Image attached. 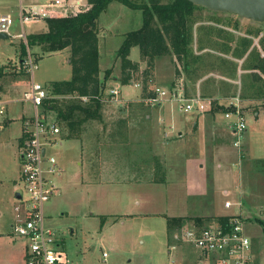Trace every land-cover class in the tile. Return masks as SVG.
<instances>
[{
    "label": "rangeland",
    "instance_id": "obj_1",
    "mask_svg": "<svg viewBox=\"0 0 264 264\" xmlns=\"http://www.w3.org/2000/svg\"><path fill=\"white\" fill-rule=\"evenodd\" d=\"M5 6L7 7L0 9V12H11L15 20L8 37L0 38V67L10 65L12 68L2 80L0 94L6 98L18 97L29 85L23 83L24 79L32 78L45 88L52 81L71 79L69 49L44 54H35L40 52L39 47L30 49L36 66L33 74L31 76L29 73L25 75L20 72L17 75L12 74L14 70H23L19 65L22 63L20 58L25 42L24 38L13 36L21 31L17 13L18 0H7ZM200 7L194 11L192 18L190 49L193 55L188 58L190 67L185 70L182 61L173 54L156 56L153 67L155 73L152 74L150 89L169 88L170 81L176 75L174 84L183 83L182 78H185L192 86L196 85L201 97H204L202 95L204 93L210 95L208 89H216L218 86H227L218 96L241 97L258 90L259 88L255 90L252 87L254 84L259 85L260 82L257 79L249 81L247 77L251 75L250 73L238 77L235 70L237 63L234 60L231 62L225 54L241 55L245 49L242 41H250L252 45L253 39L259 38L260 35L262 36L258 43L262 46L264 22L254 21L232 12ZM96 21L99 32V69L102 75L103 73L108 75L105 78L107 85L104 84V91L101 93L102 98L109 99L103 101V123L114 125L112 119L124 115L127 118V126L119 134L112 131L111 133L114 132L112 137L101 134L103 138L96 140L94 139L96 129L92 130L88 134L89 137L86 135L88 139L93 138L92 141L84 142L83 146L74 138L65 139L60 136L56 137V144L46 146V155L55 157L61 174L44 173L56 187L55 194L44 203L45 225L56 232L65 257L76 264H168L170 255L167 252L164 214H186L199 210L200 205L196 200L198 197H189L176 187L171 188L177 178L173 175L180 171V167L177 166L175 158L173 164L168 159L161 162V156L155 154V152L160 154V150L156 151L152 145L150 146L152 140L149 138L154 128L149 118L145 116L151 117L155 104L149 98L129 101L141 96L139 81L143 79L142 70L147 67L146 61L141 59L138 46L131 47L129 58L139 63V70L133 77L135 82H139V86L121 83L119 76L116 77L120 75L121 66L120 58L116 56V48L121 44L125 32L141 26V11L113 1L99 14ZM37 26L29 27L26 24L25 33L36 30ZM203 47L215 52H203ZM254 47L251 55L243 61V67L250 65L248 60L258 48L256 45ZM26 55H23V58ZM170 75L171 80L166 82ZM232 79L240 80V83L230 82ZM112 86L119 90L124 100L118 98L119 95L111 97L108 91ZM262 90L264 85L261 86ZM214 101L211 99V106L205 111L217 110ZM25 105L28 104L17 101L8 103L7 123L5 122L0 129V264L25 262L24 239L14 236L11 230L13 221L20 214L15 208L19 203L15 195L22 191L18 148L21 119L26 112L28 115H32L33 112L32 107ZM226 105L225 108H228L230 103L227 102ZM241 110L246 125L242 143L248 144L253 160L258 158L264 161V110L260 109L257 115L253 112H243L246 110L243 107ZM48 113L50 119L55 115L51 110ZM101 126L102 123H99L98 127ZM187 128L189 131L192 130L191 125ZM239 147L244 148L241 144ZM234 148L237 149L236 146ZM151 155L155 156L151 158ZM43 166L45 168L48 166L46 159ZM165 166L168 167L164 168ZM228 166H230L227 171L228 179L234 185L231 187L232 182L226 185L229 189L228 195L225 196L221 187L214 182L215 204L217 212L221 213L237 209L236 205L229 208L223 206L225 197L234 201L238 191L235 185L238 184V165L230 163ZM189 172L191 178L196 181L195 178L199 177L198 172L193 169ZM153 173L154 178L158 180L165 175L168 176L172 183L169 185L152 183L147 178L153 176ZM216 178L221 180L222 174L219 173ZM242 183L245 187L242 190L246 189L247 195L241 216L245 222H250L246 234L251 240L254 258L258 260L264 258V252L263 248L259 247L257 237L252 236V232H259L261 229L256 218L264 220V164L257 168L252 162H248L245 171L242 172ZM186 219L184 217L185 221ZM103 252L107 253L106 257H103Z\"/></svg>",
    "mask_w": 264,
    "mask_h": 264
},
{
    "label": "built area",
    "instance_id": "obj_2",
    "mask_svg": "<svg viewBox=\"0 0 264 264\" xmlns=\"http://www.w3.org/2000/svg\"><path fill=\"white\" fill-rule=\"evenodd\" d=\"M47 7L62 10L64 15L76 14L88 9L87 0H50ZM50 14L48 10L39 8L38 5H23L19 3L18 19L21 31L13 36L24 38L26 44L25 25L37 21ZM14 17L10 13L0 12V33L9 35L10 28L14 24ZM262 36V35H260ZM259 36V38H260ZM254 39L259 45L258 39ZM264 55V53H262ZM24 70L33 74L35 62L27 48V55L22 60ZM133 84V82L131 81ZM138 86L139 83H134ZM154 90V95L149 100L154 104L160 101H169L177 105L182 111H205L211 104V99L203 98L199 93L188 96L182 82H178L169 88ZM111 97L118 95V90H109ZM47 88L32 78L27 89H24L18 98L6 100L0 95V129L6 122V105L10 102L27 103L32 107V115L24 116L19 141V156L21 160L22 191H19V203L16 210L20 213L11 225L12 234L24 239L25 262L24 264H76L65 257L57 240L56 232L45 225L44 203L56 192V187L44 173L61 174V169L53 155H46V146L56 144V137H61V129L49 111L44 107L45 99H48ZM231 102L232 108L227 110L225 117L233 116L230 128L235 136L234 144L239 146L246 128L241 107L238 105L239 95ZM48 111V112H47ZM46 159L48 166H43ZM239 206L240 202L237 203ZM225 207L232 205L226 200ZM246 222L241 214L230 216L227 224L213 221L206 226L196 224L182 225L172 232V238L176 241L186 242L196 248L200 255L205 256L194 264H264V258L255 260L252 244L246 234ZM174 247V246H172ZM103 257L107 253L103 252ZM170 264H175L171 262Z\"/></svg>",
    "mask_w": 264,
    "mask_h": 264
},
{
    "label": "trees",
    "instance_id": "obj_3",
    "mask_svg": "<svg viewBox=\"0 0 264 264\" xmlns=\"http://www.w3.org/2000/svg\"><path fill=\"white\" fill-rule=\"evenodd\" d=\"M119 2L132 9H138L142 13V24L139 28L124 33V38L116 50L117 58H120L121 83L134 81V74L139 70V63L129 58L130 49L138 46L141 59L146 61L147 67L142 70L141 97L148 98L154 95L150 89L154 59L156 56L173 54L182 61L187 70L190 67L188 58L193 53L190 49L191 29L193 13L197 8L189 0H147L138 2L135 0H87L88 9L76 14L63 16H48L43 18L47 29L39 33L26 35V44H23L22 55L27 54V48L39 47L44 54L60 51L65 48L70 50V63L72 77L69 80L52 81L48 87V99L44 101V107L55 114V118L61 129V137L65 139L79 138L81 146L84 144L83 136L88 129L94 130L96 123L103 124L104 102L101 101L103 82L99 79V52H98V26L97 18L107 6L113 2ZM250 41L244 42L247 45ZM261 46V45H260ZM264 52V41L261 46ZM172 52V53H171ZM36 59V58H35ZM252 68L258 69L264 75V55L257 53L252 58ZM19 68L22 69V63ZM9 66L0 67V89L3 78L9 74ZM28 73L24 70L13 71V75ZM175 72H177L175 70ZM108 77V75H105ZM136 80V79H135ZM221 109L227 111L230 108ZM119 127L125 122L124 119L116 121ZM105 126V125H104ZM121 126V127H122ZM116 128V127H114ZM96 139H100L98 136ZM19 141L21 142L20 138ZM243 165L246 169L248 157L242 153ZM254 161V162H253ZM252 163L260 168L264 164L263 159L253 160ZM262 162V164H261ZM230 216H219L216 219L227 224ZM194 221L200 226L204 218L195 217ZM183 217H166L168 233L182 226ZM210 219H207L209 221ZM264 233V220L256 218Z\"/></svg>",
    "mask_w": 264,
    "mask_h": 264
},
{
    "label": "crops",
    "instance_id": "obj_4",
    "mask_svg": "<svg viewBox=\"0 0 264 264\" xmlns=\"http://www.w3.org/2000/svg\"><path fill=\"white\" fill-rule=\"evenodd\" d=\"M6 1L7 0H0V9H5V7H7L5 6ZM48 2L49 0H25V2L24 0H18L17 10H19V3H22L23 5H38L39 8L42 7L43 10H48L50 14L55 15V16L64 15V12H62V10L60 9L47 7L46 4ZM8 7L12 11V8L10 6ZM5 13H10L11 15H13L11 12L5 11ZM28 25L29 27L36 26V25L38 26L36 30H31L30 32H27V34L39 33L47 29L44 19L32 21L31 23H28ZM244 42H246V40L242 41V45L245 48L243 50L244 52H242L243 54L241 53V55L233 56L232 54L226 53L225 56L228 55L227 58H229L230 61L234 60L237 63L235 70H236L238 77L241 78L243 74L250 73L251 75L247 77L249 81L250 79L251 80L257 79L260 82L259 85L253 83L254 85L252 88H255V90L256 88H259L258 90L254 91L253 93L249 92L250 94H245V95L241 94L242 96L239 97V100H238V105L246 109L243 112H246V111L253 112L255 115H257L260 109L264 110V90L261 91V86L264 85V75L258 69L252 68V64L254 63V60L252 58L256 57L257 53H259L260 56H263L262 53L264 52L262 48L260 47V45L256 44L255 41L252 43V45H251V42L250 43L247 42L248 44L244 45ZM248 45L249 46L251 45L249 49H248L249 47ZM254 45H256L258 48L257 50L255 49L256 51H254V54L250 56V60H248L250 61V65L248 67L246 66L243 67L242 66L243 61L249 55H251L252 53L251 51L253 50V48H255ZM205 47H203L202 49L203 52H210V51L215 52V50H211ZM65 49H69V48H65ZM56 52H60V51H56ZM98 52H99V38H98ZM99 59H100V52H99ZM21 61H22V58H20V62ZM101 73L102 72L99 69V79L101 82H103V87H104V84L107 85L106 84L107 79H105L107 77L104 75V73L103 75ZM153 73H155V70L153 71ZM118 76L119 74L116 77ZM153 76L156 77V75H153ZM175 76L172 80L170 78L171 75L167 78L166 82H169L171 80L169 83L170 86L174 84L173 82L176 80ZM28 80L29 79H26V80L24 79L23 83L28 84L29 83ZM182 81H183L185 92L188 96H192L196 93H199L201 95L200 91L197 90L196 85L192 86L185 78L184 79L182 78ZM232 81L234 82L236 81L240 83V80L237 81L236 79H232L230 82ZM132 82L133 84L139 83L138 81L136 82L132 81ZM224 87H227V86H224ZM224 87L218 86L216 89H212L209 87L210 89L208 90L210 92L209 93L210 95H206L205 93L202 94L204 95L203 98H209V99L211 98L212 102H213V99L215 100L213 104L216 106L217 110L212 109L211 111H203L201 113L198 111H184L183 112L179 110V108L176 107L177 105L174 103H171L169 101H160L158 103L157 102L154 103L155 105L154 107H152L153 109H152L151 117L150 115L145 116L146 118H149L148 120L154 128V130H152L153 133L151 134V137L149 138L150 140H152V142L150 143V146L152 145L156 151L160 150L159 151L160 154L156 152L155 154H158L161 156V160H160L161 162L164 160L166 161V159H168V160H171V163L173 164V159L175 158L177 162V166L180 167L179 168L180 171L176 172L173 175L174 177H177L175 178L176 182L174 183L170 182V178H168V176L166 177V175L165 177H161V180H158L156 177L154 178L155 173H153V176L152 175L148 176L150 179L147 178V180L151 181L152 183L154 182L163 183L165 185H169L170 183H172L173 185H171L172 186L171 188L176 187L177 190L185 192L187 196L189 197L197 196L198 198L196 200L199 202L198 205H200L199 210L192 211L190 213L187 212L186 214L185 213L184 214H164L166 229H167V223H166L167 216L183 217V218L185 217L187 218L186 219L187 221L183 220L182 225H188V226L191 224H196L200 226L194 221L193 218L201 217V218H204V220L206 219V221H204L202 226H206L215 220L218 221L216 217L232 216L235 214L242 213L243 206L245 205V198L247 195L246 193L247 191L246 189L245 191H243L245 187H243V183H242V172L245 171V168L242 162L243 158L241 156H242V153H245L248 157L249 163L252 162L254 158H252L249 153L248 144L242 143L245 137L246 131L243 133V136L241 139V145L244 148L241 149L239 146L234 144L235 136L232 133L231 128H230L231 122L234 119V117H231V116L228 118L225 117L224 113L226 111L221 109L220 107L225 108V106H227L226 105L227 102H229L230 104L231 102H235V99H234L235 96L234 95L218 96L220 91L224 92L223 91ZM112 88H116V87H113V86L110 87V89ZM200 89L202 90L201 86H200ZM118 95L120 96V92L118 93ZM119 96L118 98H121L122 100H124L121 96L120 97ZM2 97L10 101V100H14L18 98L19 96L12 97V98H9V97L6 98L5 96L2 95ZM141 99H143V97L139 96L138 98L134 100H129V101H141ZM101 100L104 101V100H109V99L101 98ZM25 106L27 107L28 105H25ZM210 106L207 108V110L210 108ZM228 108L231 109L232 106L229 105ZM25 116H29L28 112L25 113ZM120 118L124 119L125 121L123 123V126L121 125L122 127L121 126L119 127V124L116 122ZM20 119H21V116H20ZM21 120L23 121V119ZM103 120H104V116H103ZM6 123H7V119H6ZM112 123H114V125H112L111 123H110L111 125H108V123L105 122L102 124L101 128H99L98 127L99 124L96 123L97 128H95L96 135L94 136V139L96 140L98 136L100 137V139L103 138L102 137L103 134H107L109 137H112L114 135V132L111 133L112 131H115V134L116 133L119 134L120 132L123 131L122 129H124L127 126V118L124 115H120L119 117H116L115 120L112 119ZM188 125L192 126L191 131L188 130L187 128ZM90 131L92 130L88 129V131L85 134V137L86 135L89 134ZM89 136L90 135H88V137ZM247 136L248 134H246V137ZM85 137L83 139H84V142L86 143L91 142L93 139V138L88 139L87 137L86 138ZM75 139L78 140L79 138H75ZM235 146L237 149L234 148ZM154 156L155 155H151V158H153ZM257 159L258 158H256L255 160ZM230 163H236L238 165V184H235L238 191H237L236 196L234 197V199L236 200L231 201L229 200V198L225 197L223 201V206L224 208H229V207L236 205L237 209L221 213V212H217V207L215 204V197L213 195L214 194V182L216 183L218 187H221L222 193L225 196H227L229 193V189L228 187H226V185H229L232 182L230 181V179H228V172H227L228 169L230 168V166H228V164ZM166 167L168 166H165L164 168ZM190 169L196 170L198 172L199 177L195 178L196 181H194V178H191L190 172H189ZM218 171H221V172H218ZM219 173L222 174L221 180H218L216 178ZM162 176H164V173ZM233 186L234 185L232 182L231 187ZM196 192L199 194H195ZM226 200H229L230 202H232V205L229 207H225L224 203ZM238 202L241 203L240 206L237 204ZM207 219H210V220L207 221ZM248 225H250V222H246L245 224L246 228ZM263 235L264 233L261 232V229L259 232H252V236L257 237V242H259V247L261 249L263 248L262 252H264V236ZM167 252H168V255H170L168 264H170L171 262L175 264H194L198 260H201V259L203 260L205 258V256L200 255L199 251L196 248H194L192 245L186 242L174 240L172 238V234L168 233V229H167Z\"/></svg>",
    "mask_w": 264,
    "mask_h": 264
},
{
    "label": "water",
    "instance_id": "obj_5",
    "mask_svg": "<svg viewBox=\"0 0 264 264\" xmlns=\"http://www.w3.org/2000/svg\"><path fill=\"white\" fill-rule=\"evenodd\" d=\"M195 5L215 11L232 12L254 21L264 22V0H189ZM8 35L0 33V38ZM20 197V193L15 195Z\"/></svg>",
    "mask_w": 264,
    "mask_h": 264
}]
</instances>
